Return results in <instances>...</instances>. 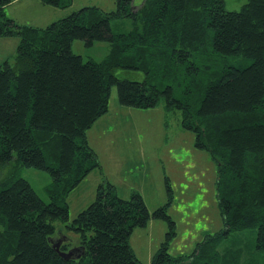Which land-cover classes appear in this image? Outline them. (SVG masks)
<instances>
[{
    "label": "trees",
    "instance_id": "1",
    "mask_svg": "<svg viewBox=\"0 0 264 264\" xmlns=\"http://www.w3.org/2000/svg\"><path fill=\"white\" fill-rule=\"evenodd\" d=\"M11 1L0 0V36L20 40L13 59L0 64V166L6 168L0 264H143L130 238L151 212L138 192L123 198L104 178L96 199L70 219L69 193L102 169L87 131L108 111L113 85L124 106L163 101L167 111L179 112L195 146L218 166L224 226L190 254H171L176 231L166 210L174 197L168 184V201L152 214L169 225L153 264H264V0H248L240 10L227 9L225 0H144L139 7L116 0L115 10L83 6L46 27L18 23L5 10ZM113 19H128L131 28L115 32ZM76 39L109 42V54L84 60L73 51ZM238 57L250 63L229 65ZM117 69L143 77L121 78ZM24 166L50 173V202L19 174ZM57 221L79 234L77 242L70 237L60 246H84L79 259H65L54 245L62 231ZM253 228L251 244L243 234ZM232 235L243 246L220 249Z\"/></svg>",
    "mask_w": 264,
    "mask_h": 264
},
{
    "label": "rangeland",
    "instance_id": "2",
    "mask_svg": "<svg viewBox=\"0 0 264 264\" xmlns=\"http://www.w3.org/2000/svg\"><path fill=\"white\" fill-rule=\"evenodd\" d=\"M143 1L134 0V4L139 7ZM247 2L225 0L229 10H240ZM10 3L5 7L8 15L20 24L38 27H46L83 6H98L107 11L117 8L116 0H71L65 7L41 0H16L14 4ZM112 27L115 32L127 31L131 28V21L113 19ZM72 47L84 60L102 61L110 51V44L106 41L88 45L84 40L76 39ZM241 63L247 65L250 60L238 57L229 65ZM116 74L121 78L143 77L140 71L126 69H117ZM87 135L102 169H93L69 193L67 200L71 220L96 199L97 188L105 178L115 184L123 198H130L134 192H138L151 212L147 224L136 227L130 239L133 250L143 264H153L156 253L166 239L168 223L152 214L168 201V184L174 197L166 210L175 221L176 231L169 246L171 254H190L206 235L215 234L224 226L215 183L217 163L207 150L195 146V133L185 130L181 114L167 111L163 101L148 108L124 106L119 102L116 85H113L108 111L93 123ZM5 172L6 168L0 166V177L5 176ZM19 174L32 183L45 202H50L47 187L52 177L47 170L24 166ZM57 227L62 230L58 239L65 240L64 237L68 235L75 243L80 237L60 221H57ZM256 230L253 228L238 234L248 235L249 242L253 244ZM73 235H77V238ZM233 235L223 240L220 249L231 244L243 246L237 236L232 238ZM251 252L252 248L245 252L248 258L252 256ZM230 261L234 262L233 259Z\"/></svg>",
    "mask_w": 264,
    "mask_h": 264
},
{
    "label": "crops",
    "instance_id": "3",
    "mask_svg": "<svg viewBox=\"0 0 264 264\" xmlns=\"http://www.w3.org/2000/svg\"><path fill=\"white\" fill-rule=\"evenodd\" d=\"M15 1L16 0H12L10 5L14 4ZM10 17H12V16H10ZM19 41L20 40H19L18 36H6V35L0 36V64L4 60L11 57L12 55H14L17 52ZM73 236H74V238H77V235H73ZM77 240H79V239H77ZM131 246H132V244H131Z\"/></svg>",
    "mask_w": 264,
    "mask_h": 264
},
{
    "label": "water",
    "instance_id": "4",
    "mask_svg": "<svg viewBox=\"0 0 264 264\" xmlns=\"http://www.w3.org/2000/svg\"><path fill=\"white\" fill-rule=\"evenodd\" d=\"M64 238L65 240L70 239V237L68 236H65ZM63 241L64 239L62 240L61 238L58 239L57 241H55V239L53 240L54 245L56 246L57 250L59 251L61 256L64 257L65 259H79L84 254L85 248L84 246H80V245H75L69 248L68 250H62L60 246Z\"/></svg>",
    "mask_w": 264,
    "mask_h": 264
}]
</instances>
